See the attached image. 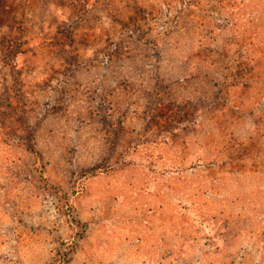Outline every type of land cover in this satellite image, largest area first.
Wrapping results in <instances>:
<instances>
[{"label": "rangeland", "instance_id": "1", "mask_svg": "<svg viewBox=\"0 0 264 264\" xmlns=\"http://www.w3.org/2000/svg\"><path fill=\"white\" fill-rule=\"evenodd\" d=\"M264 264V0H0V264Z\"/></svg>", "mask_w": 264, "mask_h": 264}, {"label": "trees", "instance_id": "2", "mask_svg": "<svg viewBox=\"0 0 264 264\" xmlns=\"http://www.w3.org/2000/svg\"><path fill=\"white\" fill-rule=\"evenodd\" d=\"M59 258L55 260L57 262L56 264H63L65 262V254L64 253H58Z\"/></svg>", "mask_w": 264, "mask_h": 264}]
</instances>
